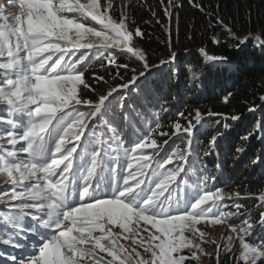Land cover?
<instances>
[{
	"label": "snow or ice",
	"instance_id": "1",
	"mask_svg": "<svg viewBox=\"0 0 264 264\" xmlns=\"http://www.w3.org/2000/svg\"><path fill=\"white\" fill-rule=\"evenodd\" d=\"M187 2L205 12L202 3ZM158 3L169 21L183 7ZM6 4L16 11L5 14ZM112 9V0H0V247L19 253L6 264H264V239H249L256 227L264 230V211L253 221L240 192L209 189L215 177L190 173L196 133L207 124L201 111L177 112L171 132L159 112L142 110L134 120L129 114L134 97L151 96L150 69L177 57L170 27L169 58L150 66L140 47L144 32L127 12L114 16ZM215 23L222 31L212 43L228 36L264 49V31L240 37L235 24ZM200 53L212 70H234L225 56ZM125 55L140 68H131L126 82L104 91V76L86 79L96 60L123 81L119 69L129 65L118 61ZM166 105L160 111L167 113ZM254 128L250 136L264 133V120ZM220 135L211 137L206 155ZM154 136L167 138L161 145ZM177 140L183 148L165 147ZM258 200L264 208V191Z\"/></svg>",
	"mask_w": 264,
	"mask_h": 264
},
{
	"label": "trees",
	"instance_id": "2",
	"mask_svg": "<svg viewBox=\"0 0 264 264\" xmlns=\"http://www.w3.org/2000/svg\"><path fill=\"white\" fill-rule=\"evenodd\" d=\"M178 2L183 3V7L173 9L174 15L170 21L163 15L158 0H128L126 5L130 7L125 6L133 26L140 27L145 34L140 40V47L146 51L150 66L159 65L160 60L169 58V34L165 27L171 29V51L177 54L175 62L150 69L151 96L145 98L142 95L139 100L133 98L130 102L132 107L129 108L131 111L135 109L132 118L134 120L140 110H146L153 117L159 112L158 118L163 128L171 132L173 121L180 119L177 112L188 115L194 109H199L207 124L197 132L190 173L193 169L204 167L208 175L216 170L214 177L220 187L229 180L234 184L232 190L240 193L264 191V162L254 163L257 158L264 161V139L261 138L264 133L249 135L250 132L256 133L254 125L264 120V101L260 100L264 96V49L255 40L240 44L228 36H221L220 44L211 42L212 35L222 31L215 23L219 18L224 19L225 23L235 24L234 31L240 37L264 31V0H195L204 5V13L193 8L187 0ZM147 5L156 11L155 17ZM156 20L160 22L156 23ZM201 48L210 54L227 57L232 61L234 70H212L210 62L205 61L201 55ZM118 62L129 65L128 69H119L123 81L116 76V69L109 66L107 61L101 67L96 60H93L86 72V79L95 83L92 80L93 72L104 76L108 83L100 87L107 91L110 86H117L130 79L133 74L131 68L140 70L130 55L123 56ZM105 68H108L107 72ZM164 101H167L169 111L164 113L155 110V106L157 108ZM250 108H255V111L249 112ZM209 112L217 115L208 116ZM232 116H239L240 119L233 121ZM117 119L120 123L119 116ZM133 127L137 125L133 124ZM147 127L145 123L144 128ZM220 133L223 135L218 136L217 149L206 155L209 140ZM240 148L244 151L238 152ZM259 215L256 212L252 216L253 221H258ZM226 264L232 263L226 261Z\"/></svg>",
	"mask_w": 264,
	"mask_h": 264
},
{
	"label": "rangeland",
	"instance_id": "3",
	"mask_svg": "<svg viewBox=\"0 0 264 264\" xmlns=\"http://www.w3.org/2000/svg\"><path fill=\"white\" fill-rule=\"evenodd\" d=\"M82 2H84V0H82ZM127 2H128V0H112V3H113L112 12H113L114 16H118L119 13L121 12V10L125 11V6H126ZM5 8H6L5 14H7V15H11L13 12L16 11V9L13 8L11 5H7L6 4L5 5ZM171 62L173 63V62H175V60L174 61H171ZM119 98H120L119 96H116V100L117 101L119 100ZM140 108L143 109L142 106H140ZM117 110H119V109H117ZM155 110L159 111L160 110V106H158L157 108L155 106ZM128 111H129V114L132 116L133 115L132 111L130 109H128ZM140 112H141V110L138 111V113H140ZM117 123L119 124L118 119H117ZM122 127L125 128V126H122ZM196 135H197V133H196ZM154 138L157 139L158 144H161L162 145L163 144V140L166 139L167 137L154 136ZM195 138H196V136H195ZM195 143H196V139H195V142H194V144L192 146V154L191 155H193V156H194L193 153L195 152ZM176 146H179V147L183 148L184 147V141L183 140H177V141H175L174 144L172 143V141H170L169 145H167L165 147L167 149H173ZM196 159L200 160L197 157H196ZM193 160L194 159L191 156L190 162H189V166H190V164L193 163ZM169 167H171V166H169ZM203 168L204 167H202V169H200V170H203ZM203 172H204L203 173L204 175H208V173H209L206 170H203ZM215 173H216V170H213L212 173H210L209 175L214 177V174ZM218 178L220 179V175H218ZM215 179H217V178H215ZM217 183L218 182H216V180H210L208 182V184L206 185V187L209 188V189H211L213 187H218V188L223 189V191L226 192V193H234V192H237V191L232 190L233 187H234V184L232 185L229 180L228 181H225V184H223L222 187H220V185H218ZM0 187H2V185H0ZM201 187H204V185H202ZM240 194H241V199L239 200V203H241L244 206V208L242 209V211L244 209H246L249 212H251V214H252L251 215V218H252V216L255 215L256 212L257 213H260L261 211H264V208H260L259 207L260 202L258 200V196H259L260 192L253 193V194L246 193V192H242ZM221 231H223V229H221V228L218 227L217 228V235L218 236H219V233ZM249 239L252 240V241H257V242L259 240H261V239H264V230L260 229L259 227H256L255 230H254L253 235L251 237H249ZM206 247H208L209 250H210L212 246L209 245V246H206ZM9 254L17 255V256L19 255V253H18L17 250H14V249H12L10 247H7V248L0 247V264H6V262L9 259ZM222 257H223V254H222ZM226 261L228 263L231 262L233 264V260L232 259H226ZM205 264H207V260L205 261Z\"/></svg>",
	"mask_w": 264,
	"mask_h": 264
}]
</instances>
